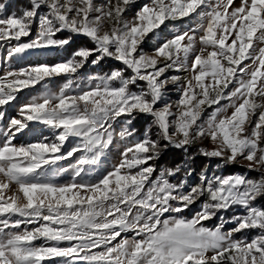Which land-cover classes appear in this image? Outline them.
<instances>
[{
	"label": "snow or ice",
	"instance_id": "1",
	"mask_svg": "<svg viewBox=\"0 0 264 264\" xmlns=\"http://www.w3.org/2000/svg\"><path fill=\"white\" fill-rule=\"evenodd\" d=\"M135 4L30 0L17 15L0 3V41L19 42L38 22L35 38L13 46L8 59L29 49L63 48L72 40L57 38L65 31L94 45L59 63L4 72L0 108L46 79L73 76L90 57L93 65L105 58L123 65L96 83L74 86L69 78L56 91L45 88L9 120L0 142V264L56 258L63 264H264V207L254 203L264 196V0H146L129 18ZM185 18L192 23L153 40L151 55L144 50L149 34ZM169 84L180 92L175 105L164 102ZM138 114L152 117L139 137L131 127ZM121 117L129 119L117 130ZM33 121L47 126L52 139L13 143ZM70 138L78 143L64 150ZM116 138L123 145L118 163L83 179ZM161 139L164 148L185 152L208 140L213 147L199 152L218 158L217 168L237 164L261 175L209 178L201 171L200 183L189 185L172 182L177 165L154 177L149 162L159 158ZM70 158L71 179L60 183L56 177L69 168L53 166ZM202 197L199 211L182 215ZM233 208L243 211L206 226ZM225 223L235 226L225 230ZM252 230L258 234L237 238Z\"/></svg>",
	"mask_w": 264,
	"mask_h": 264
},
{
	"label": "rangeland",
	"instance_id": "2",
	"mask_svg": "<svg viewBox=\"0 0 264 264\" xmlns=\"http://www.w3.org/2000/svg\"><path fill=\"white\" fill-rule=\"evenodd\" d=\"M22 2V6H18V3ZM5 0L4 4L11 5V8L8 10L7 13L11 12H16L17 15L21 13L22 9L25 8H30V0ZM103 0H97V3H102ZM146 0H136V4L132 7V9L126 13V15L130 18L135 14V11L137 8L140 7ZM239 0H237V3ZM16 7V8H15ZM189 23H192V21H189L187 18L184 20H178V21H171V22H166V27L161 26V29L157 30L156 35L154 36L153 34H149V36L146 38L145 43L142 45L144 50L151 55L152 54V49L154 48L153 40H162L164 38H168L170 33L174 32L176 29L183 28L187 26ZM38 32V22L33 25L32 28V33L28 37H23L21 41H0V75H3L4 72H6L9 69H20V68H26L30 65H35V64H55L59 63L63 60H66L71 56V54L79 47H88L92 48L94 45L86 38L83 36H74L70 34L69 32L65 31L62 33L57 34V38L59 39H64L69 36H72L71 43L69 45L64 46L63 48H43V49H29L26 50L25 53L20 54L18 56H14L11 59L7 58L8 51L15 46L17 43H27L30 40L34 39L36 36V33ZM82 44H85V46H82ZM68 51V52H67ZM95 59V57H90L89 61L82 67L81 69L78 70L76 74H74L71 77L68 76H58V77H53L51 79H46L45 81L41 82L40 84H37L35 87L28 88L22 90L20 93H18L17 100L12 102L9 105H6L2 108H0V112L4 113V119L0 120V142L3 141L4 137L2 135L3 130L6 128L9 120L12 117H18V109L19 107L26 103L32 96L39 95L42 93L45 88L51 89L53 91L58 90L64 83L67 82L69 78H71L74 81V86L75 83H96L98 82L94 78L98 76H103L105 74L110 73L111 70L122 68L123 65L110 58H105L103 61H101L99 64L93 65L91 63V60ZM247 63V62H246ZM113 65L117 68H112L110 70L105 69V66ZM104 68V69H102ZM167 75H188L186 73H177L174 71H170L167 73ZM180 98V92L177 90V87L174 85L169 84L167 86V91L164 96V102L170 103L172 105H175L176 101ZM163 104L158 105V107H162ZM173 111H175V107H173ZM209 112L211 109L208 110ZM231 110H229L230 112ZM207 115V113H205ZM129 119V117H121L120 118V123L116 125L117 130ZM152 125V117L143 115V114H138L136 115L135 119L132 121L131 127L136 129V135L139 137L143 134L145 128L148 126ZM44 137H48L49 139H52V131L45 125L39 123V122H30L29 127L25 129L23 132L18 133L14 140L13 143L20 145V144H26L30 142H35L37 139H43ZM152 138L153 139H158L157 135V129L153 126L152 128ZM163 142V144H161ZM76 143H78V140L75 138H70L66 144L64 150H68L71 147H73ZM167 142L164 140H160L161 146L166 144ZM199 144L198 148L201 147H207L211 148L213 145L208 141L204 140L202 142H198L196 144H193L189 147H193ZM122 142H119L118 138L114 141L112 145H110L109 149L106 151L105 156L102 158L101 162H99L97 165L92 166L88 169H86L85 173H82L83 179H92L96 176H98L101 172L106 171V170H111L113 165L118 163L120 159V151L122 150ZM167 148H175L172 145H168ZM209 159V158H208ZM216 159L217 163L214 167V170H219L217 175H222V176H227V175H232V174H246L249 177V171L244 168L240 167L237 164H232L233 170L227 169L228 174H222V168H217V164H220L221 161L218 158H212L209 159L208 165L210 166L212 164V160ZM74 163V160L70 158L69 160H63L59 161L57 165L53 166L54 168H69V173H64L61 174L60 176L56 177L57 181L60 183L67 182L71 179V165ZM246 163V162H242ZM205 166L203 171L207 172V175L209 178L212 177L211 175V169L210 167ZM163 169H167V167L161 168L158 170L157 175L159 172ZM187 172H185L184 175L182 176H175L172 179L173 183L178 182L179 180L186 179L188 181L189 185H196L200 183V176H197L193 174L191 176L186 175ZM154 178V177H153ZM80 179V178H78ZM252 179V178H251ZM206 199V197H202L199 201H197L195 204H193L189 210L185 211L182 213V215L186 217H191L194 215L197 211L200 210L201 204L203 200ZM259 197L257 200L254 202L256 206L258 207H264V203L258 201ZM242 209L239 208H233L228 210L227 212L221 211L217 214L216 219L213 220V222L206 224L208 227H213L214 225H217L221 223L222 221L220 220V217H224L226 221L231 220V218L237 214L242 212ZM234 223H225V230L234 227ZM258 234V230H252L248 231L243 234H237V238H239L241 235L246 236L248 238H251L254 235ZM131 235V234H128ZM119 239V238H118ZM63 259L64 258H56L54 261L49 262V264H63Z\"/></svg>",
	"mask_w": 264,
	"mask_h": 264
},
{
	"label": "trees",
	"instance_id": "3",
	"mask_svg": "<svg viewBox=\"0 0 264 264\" xmlns=\"http://www.w3.org/2000/svg\"><path fill=\"white\" fill-rule=\"evenodd\" d=\"M5 0H0V3H4ZM19 2V0H18ZM12 4L7 5V9L9 10L11 8ZM18 6H22V2H19ZM16 8V7H15ZM82 46H85V44H82ZM68 52V51H67ZM107 70H110L112 68H117L113 65L105 66L104 67ZM102 68V69H104ZM163 144V142L161 143ZM199 144L193 147H188L187 152L184 151V149H178V148H164L161 146V152L158 159L155 161H150L149 163H153L156 166V173H154V177L157 175V172L159 169L167 167V168H174L177 165L181 167V171L176 176H182L187 172L189 169L193 170V174L200 176L201 171H203L204 167L208 165L209 159L203 155L200 154ZM217 163L216 159L212 160V164L208 167L211 169V175L215 173L217 175L218 169L214 170V167ZM222 174H228L227 169L233 170L232 165H226L222 166ZM249 177L252 179H259L261 173L257 171H249ZM258 201L264 203V196H260ZM216 217L206 222V224H209L215 220Z\"/></svg>",
	"mask_w": 264,
	"mask_h": 264
}]
</instances>
